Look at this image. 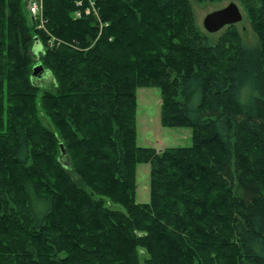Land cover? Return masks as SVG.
Returning <instances> with one entry per match:
<instances>
[{"label": "trees", "instance_id": "1", "mask_svg": "<svg viewBox=\"0 0 264 264\" xmlns=\"http://www.w3.org/2000/svg\"><path fill=\"white\" fill-rule=\"evenodd\" d=\"M26 1L0 0V264H264V0H236L254 46L190 0H43V27ZM143 88L190 147L137 145Z\"/></svg>", "mask_w": 264, "mask_h": 264}, {"label": "rangeland", "instance_id": "2", "mask_svg": "<svg viewBox=\"0 0 264 264\" xmlns=\"http://www.w3.org/2000/svg\"><path fill=\"white\" fill-rule=\"evenodd\" d=\"M195 21L198 27L208 36V41L211 45H215L229 27L223 28L221 31L215 34H209L204 29V19L210 13L226 8L228 5L235 3L239 7L243 20L242 22L235 25V28L240 33L242 41L247 46H254L257 43V38L253 32L249 21L238 5L236 0H220L219 2H200V0H190ZM28 3L26 1V11L28 13ZM80 13H75L77 18ZM30 17V15H29ZM31 18V17H30ZM33 19V18H31ZM43 48L38 43L34 47V53H42ZM33 83L38 86L41 91L54 92L56 89V82L52 74L43 69V71L36 77L33 78ZM138 96V108L136 116L137 126V145L139 147L154 148L157 151H163L168 148L174 147H190L192 145V130L190 128H166L161 123V94L160 90L156 88H143L137 92ZM42 119L48 127H52L49 119L42 114ZM136 202L144 204L149 202L150 197V165L142 164L138 166L136 174ZM76 181L77 178H74ZM77 183L78 180H77ZM100 199V197H96ZM107 207L115 210H124L120 205L111 204L106 202ZM147 257L145 251L141 254V264L144 263V259Z\"/></svg>", "mask_w": 264, "mask_h": 264}, {"label": "water", "instance_id": "3", "mask_svg": "<svg viewBox=\"0 0 264 264\" xmlns=\"http://www.w3.org/2000/svg\"><path fill=\"white\" fill-rule=\"evenodd\" d=\"M243 20V15L237 6V4L232 3L226 8L210 13L204 19V29L209 34H215L221 31L225 27L236 25ZM43 71V66L37 64L33 69L32 78L38 76ZM62 156H67L64 146L61 145Z\"/></svg>", "mask_w": 264, "mask_h": 264}, {"label": "built area", "instance_id": "4", "mask_svg": "<svg viewBox=\"0 0 264 264\" xmlns=\"http://www.w3.org/2000/svg\"><path fill=\"white\" fill-rule=\"evenodd\" d=\"M28 13H29L31 18L39 21L40 27H43V25H44L43 0H29ZM88 13H89V11H88ZM78 16H80V14ZM54 42H55V39L52 38L50 40V46H53Z\"/></svg>", "mask_w": 264, "mask_h": 264}]
</instances>
